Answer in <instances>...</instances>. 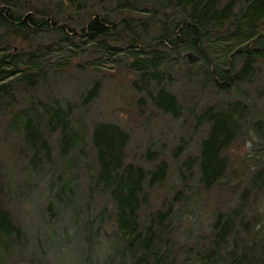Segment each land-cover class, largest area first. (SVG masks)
<instances>
[{"label":"trees","instance_id":"obj_1","mask_svg":"<svg viewBox=\"0 0 264 264\" xmlns=\"http://www.w3.org/2000/svg\"><path fill=\"white\" fill-rule=\"evenodd\" d=\"M134 11L139 14H130ZM74 15L79 18L75 20L78 29L65 22ZM148 22L153 27L151 35ZM49 31L55 37L43 44L39 34ZM85 54L92 59L81 60ZM173 54L200 73L203 82L218 89L229 90L234 83L249 81L257 60L264 61V0H0V99L15 101L17 85L32 88L52 68L62 69L75 59V66H94L106 57L125 64L136 75L138 89L158 109L177 116L176 96L160 84L163 67L167 60H174L170 58ZM237 59L240 63L234 69ZM98 89L99 81L93 80L81 102H89ZM38 107L47 129L57 133L61 155L82 144L80 130L71 124L70 105L53 99ZM247 110L245 100L234 99L226 106L205 105L193 114L196 125H207L196 161L203 188L227 175L226 149L241 129ZM253 125L264 141L262 121L256 119ZM22 129L34 154L48 152V142L32 119L25 118ZM89 136L95 158L89 191L98 190L111 199L118 244H111L112 250L103 255L101 263L186 264L180 263L170 240L169 204L149 213L147 222L139 220L146 189L163 181L166 161L158 158L146 168L126 160L129 132L114 121H95ZM180 150L177 145L175 154ZM152 152L145 151L146 159L157 158ZM254 160L256 167L248 170L249 188L242 194L264 185V163L260 158ZM259 213L255 211L250 219L238 217L236 223L226 213H217L211 236L197 250L194 264H264V221L256 217ZM257 221L261 224L255 226ZM234 227L244 231L241 239L237 233L238 239L234 236ZM13 229L18 230L0 208V235L8 237ZM230 239L232 246L224 251ZM85 254L80 259H86ZM92 257L98 262L96 255Z\"/></svg>","mask_w":264,"mask_h":264},{"label":"rangeland","instance_id":"obj_2","mask_svg":"<svg viewBox=\"0 0 264 264\" xmlns=\"http://www.w3.org/2000/svg\"><path fill=\"white\" fill-rule=\"evenodd\" d=\"M75 20L79 18L74 15L65 22L78 29ZM147 24L151 35L152 24ZM39 35L43 44L55 37L51 31ZM88 57L93 56L85 54L81 60ZM178 60V56L167 60L160 83L176 96L180 105L177 116L158 109L145 91L138 89L136 75L125 64L112 63L106 57L94 66H75V59L62 69L52 68L32 88L17 85L15 101L0 99V208L18 228L8 237L0 235V264H102L111 244L118 245L111 199L98 190L89 191L95 171L89 132L97 120L114 121L129 132L126 160L146 168L158 158L166 161L163 181L146 189L139 220L147 222L149 213L170 205V240L180 263L194 264L197 250L211 236L217 213H226L236 223L238 217L247 219L260 211L263 214L256 217L264 221V185L242 194L249 188L248 170L256 167L252 161L260 158L264 163V141L257 137L253 125L259 119L264 126V61L257 60L249 81L223 90L203 82L200 73ZM239 63L237 59L233 68ZM96 79L98 92L84 104L83 92ZM53 99L71 106V124L83 136L82 144L66 155L60 154L57 133L47 129L38 107ZM234 99L245 100L248 110L226 149L227 175L203 188L196 161L207 125H196L193 114L205 105L226 106ZM25 118L32 119L46 138L47 153L34 154L26 143L22 129ZM177 145L181 150L175 154ZM147 149L157 158L146 159ZM233 230L241 239L244 231L238 227ZM231 246L230 239L224 251ZM82 252H86L84 260L79 256Z\"/></svg>","mask_w":264,"mask_h":264},{"label":"water","instance_id":"obj_3","mask_svg":"<svg viewBox=\"0 0 264 264\" xmlns=\"http://www.w3.org/2000/svg\"><path fill=\"white\" fill-rule=\"evenodd\" d=\"M26 14V13H25ZM48 21L50 20V17H47Z\"/></svg>","mask_w":264,"mask_h":264}]
</instances>
